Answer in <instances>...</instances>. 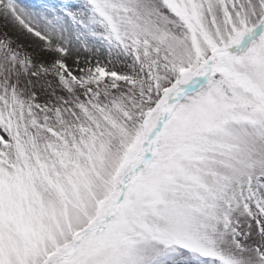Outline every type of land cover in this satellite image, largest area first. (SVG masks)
<instances>
[{
  "label": "snow or ice",
  "instance_id": "1",
  "mask_svg": "<svg viewBox=\"0 0 264 264\" xmlns=\"http://www.w3.org/2000/svg\"><path fill=\"white\" fill-rule=\"evenodd\" d=\"M0 264H264V0H0Z\"/></svg>",
  "mask_w": 264,
  "mask_h": 264
},
{
  "label": "rangeland",
  "instance_id": "2",
  "mask_svg": "<svg viewBox=\"0 0 264 264\" xmlns=\"http://www.w3.org/2000/svg\"><path fill=\"white\" fill-rule=\"evenodd\" d=\"M22 2L26 6H35L39 5L43 2H48V3H64V2H75V0H22Z\"/></svg>",
  "mask_w": 264,
  "mask_h": 264
}]
</instances>
